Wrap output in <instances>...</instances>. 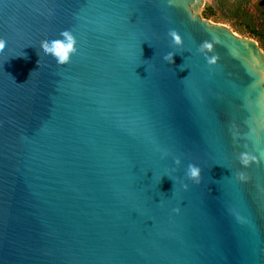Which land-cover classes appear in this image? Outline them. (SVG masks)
I'll use <instances>...</instances> for the list:
<instances>
[{
    "label": "water",
    "instance_id": "water-1",
    "mask_svg": "<svg viewBox=\"0 0 264 264\" xmlns=\"http://www.w3.org/2000/svg\"><path fill=\"white\" fill-rule=\"evenodd\" d=\"M203 4L0 0V264H264V52Z\"/></svg>",
    "mask_w": 264,
    "mask_h": 264
},
{
    "label": "rangeland",
    "instance_id": "rangeland-1",
    "mask_svg": "<svg viewBox=\"0 0 264 264\" xmlns=\"http://www.w3.org/2000/svg\"><path fill=\"white\" fill-rule=\"evenodd\" d=\"M203 3L201 15L204 19L226 25L237 35L253 39L258 43L257 39L248 32L247 26L264 30V0H203ZM206 7L210 8L212 17L203 16ZM236 29H245V31L241 34Z\"/></svg>",
    "mask_w": 264,
    "mask_h": 264
},
{
    "label": "clouds",
    "instance_id": "clouds-1",
    "mask_svg": "<svg viewBox=\"0 0 264 264\" xmlns=\"http://www.w3.org/2000/svg\"><path fill=\"white\" fill-rule=\"evenodd\" d=\"M170 35H172L174 43L176 44L180 43L179 36H177L175 33H171ZM59 36H60L59 39H53L44 42L42 45V52L43 55L51 57L52 60H54L58 66H63L70 61L71 56L75 54V52L77 51L76 40L70 31H63L59 34ZM3 48H4V42L0 41V51H2ZM174 55L175 54L173 53H168L165 56V59L171 57V61L173 63ZM176 163L179 164V160H177ZM186 176L190 180H198L199 169L193 165H189L186 171Z\"/></svg>",
    "mask_w": 264,
    "mask_h": 264
},
{
    "label": "trees",
    "instance_id": "trees-1",
    "mask_svg": "<svg viewBox=\"0 0 264 264\" xmlns=\"http://www.w3.org/2000/svg\"><path fill=\"white\" fill-rule=\"evenodd\" d=\"M203 16L204 17H212L213 13L210 11L209 7H206L203 11ZM247 29L249 30L248 32L250 34H252L258 41L260 48L264 51V30H258L254 27H250L249 25L247 26ZM238 31V33H243L245 31V29L240 30V29H236Z\"/></svg>",
    "mask_w": 264,
    "mask_h": 264
}]
</instances>
